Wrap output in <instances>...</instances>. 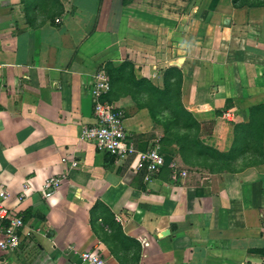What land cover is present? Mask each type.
<instances>
[{
  "label": "crops",
  "instance_id": "0c3cea01",
  "mask_svg": "<svg viewBox=\"0 0 264 264\" xmlns=\"http://www.w3.org/2000/svg\"><path fill=\"white\" fill-rule=\"evenodd\" d=\"M100 71L135 147L165 157L150 181L80 136ZM174 100L233 166L166 136ZM2 191L24 226L0 264H264V0H0Z\"/></svg>",
  "mask_w": 264,
  "mask_h": 264
},
{
  "label": "built area",
  "instance_id": "2783aa9c",
  "mask_svg": "<svg viewBox=\"0 0 264 264\" xmlns=\"http://www.w3.org/2000/svg\"><path fill=\"white\" fill-rule=\"evenodd\" d=\"M58 22V21H57ZM110 90V78L100 71L95 77L90 90L93 99V123L83 125L80 129L82 139L91 141L96 148L113 158L130 159V168L134 173H142L145 181H150L154 175L166 165L164 155L159 145L155 143L146 150H138L129 133L124 127V113L114 104L105 101ZM172 172V179L186 177V171L181 170L175 162L168 164ZM64 176H50L43 185V197L49 198L62 185ZM8 193H0V250L13 251L20 244V231L24 223L23 218L13 209H8L4 201ZM81 264H105L98 253L83 251L80 256Z\"/></svg>",
  "mask_w": 264,
  "mask_h": 264
},
{
  "label": "rangeland",
  "instance_id": "374dc122",
  "mask_svg": "<svg viewBox=\"0 0 264 264\" xmlns=\"http://www.w3.org/2000/svg\"><path fill=\"white\" fill-rule=\"evenodd\" d=\"M160 116L163 118V123L168 126L165 132L166 136L170 139L173 137L178 140L182 149L191 152L197 158L204 159V156H206L207 163H209V160L212 162L210 167H208L209 170H221L233 166L232 163L228 164L220 158L226 155L229 150L232 151V149H229L228 152H221L213 147L200 144L198 129L192 125L193 121L185 117L183 112L178 109V103L175 100L165 105L164 111H162ZM210 156L218 159H210Z\"/></svg>",
  "mask_w": 264,
  "mask_h": 264
}]
</instances>
